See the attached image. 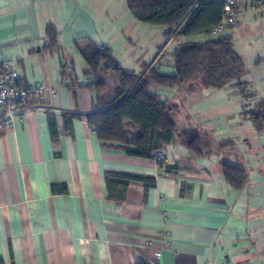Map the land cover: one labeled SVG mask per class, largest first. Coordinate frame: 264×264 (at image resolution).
<instances>
[{"label": "crops", "instance_id": "crops-1", "mask_svg": "<svg viewBox=\"0 0 264 264\" xmlns=\"http://www.w3.org/2000/svg\"><path fill=\"white\" fill-rule=\"evenodd\" d=\"M118 3L0 0V62L13 65L21 86L47 87L43 94L32 93L19 116L5 119L0 110V258L5 264H136L141 259L150 264H264V129H257L247 113L264 102V5L246 4L243 21L223 32L232 36L245 61L242 83L253 95L251 106L243 108L236 83L194 91L185 85V103L165 98L187 105L183 123L175 116L181 129L213 138L211 150L200 156L180 140L167 145L165 164L174 167L166 168L155 158L104 143L84 117L74 118L71 129L65 125L67 112L100 110L120 93L113 73L103 66L104 88L86 74L81 42L100 38L114 54L107 42L120 40L127 23L138 36L147 33L160 43L161 26L139 21L128 6L120 14L114 10ZM49 25L57 32L54 45ZM212 116L223 122L203 121ZM223 145L233 154L231 161L212 160L214 149ZM223 162L247 171L242 188L227 181ZM109 172L156 181L131 182L124 199H118L109 195Z\"/></svg>", "mask_w": 264, "mask_h": 264}, {"label": "trees", "instance_id": "trees-1", "mask_svg": "<svg viewBox=\"0 0 264 264\" xmlns=\"http://www.w3.org/2000/svg\"><path fill=\"white\" fill-rule=\"evenodd\" d=\"M128 9L139 21L152 26H165L167 40L180 36L208 35L201 41H186L172 51L175 69L165 73L153 65L143 74L130 72L122 67L113 56L111 48L92 39L79 45L87 62V75L96 77L98 88L105 82L99 77L103 66L113 73L120 93L113 101L100 110L81 113L67 112L65 125L71 129L74 118H86L104 143L118 144L129 155L155 158L159 151L177 140L185 144L196 155H205L213 146V138L208 133L200 134L193 129H181L176 114L181 105L170 99H161L160 89L189 86L224 87L236 83L242 90L245 104L251 105L253 95L242 83L245 61L235 50L230 34H214L213 28L221 21L223 3L219 0H126ZM51 45L56 41L57 32L52 25L47 29ZM66 73V72H65ZM156 87L155 92L151 87ZM76 99V92L72 90ZM245 106V105H244ZM249 107H245L248 109ZM249 118L259 130L264 129V102L247 111ZM55 117L49 115V124L55 137ZM160 167L164 161H157ZM222 171L227 181L237 189L242 188L248 173L239 165L222 163ZM109 195L124 199L131 182L155 183L154 176L128 172L107 174ZM0 264H5L0 258ZM136 264H150L141 259Z\"/></svg>", "mask_w": 264, "mask_h": 264}, {"label": "rangeland", "instance_id": "rangeland-1", "mask_svg": "<svg viewBox=\"0 0 264 264\" xmlns=\"http://www.w3.org/2000/svg\"><path fill=\"white\" fill-rule=\"evenodd\" d=\"M115 2H119L117 5V8L115 6V11H118L121 14V9L120 8H125V11H127V3L126 0H115ZM126 14V13H125ZM234 28V27H232ZM162 33H161V39L160 43L159 40L156 39L154 40L153 38H150L148 34L146 33V36L141 37L138 36L137 33V28L136 27H131V24L125 23V34H123V37L120 40L113 39L109 45L114 46V56L119 57V59H122L127 63L128 68L131 67L130 69H135L133 72L137 74H143L146 70H148L149 67L156 65L158 66L159 70L165 73H172L175 69L174 66V57L172 54V51L175 49V47L183 42H186L187 40L189 41H200L205 39L206 37H199V36H180L176 38H170L167 40L164 31L166 30L165 26H161ZM229 29V28H228ZM99 40L95 39L96 42L102 43V40L98 38ZM82 41V40H81ZM83 44V42H81ZM115 57V58H116ZM82 58V57H81ZM79 71V70H78ZM157 88L156 87H151V91L155 92ZM185 87H174L172 89H160L159 94L161 99L165 98H170V99H175L177 98L178 100L184 101L183 97L185 94ZM241 94L242 93V90ZM245 91H250L245 90ZM210 97V96H209ZM208 97V98H209ZM244 98V97H243ZM250 103L253 101V98L249 99ZM245 101V98H244ZM246 102V101H245ZM243 105V108L249 107V104ZM180 111L176 114V118L179 121V123H183L185 120V112L186 108H183L187 105L182 106L181 103ZM201 102L200 105L201 106ZM251 106V105H250ZM189 107V106H188ZM196 115H199L200 120H202L203 115L201 113H195ZM216 117V116H214ZM213 116L209 120H203L207 121L208 124H215L218 125L222 123L223 121L215 120ZM196 119H194L193 123H195ZM227 145H223L221 147L217 146L214 149V152L212 154V160H227L231 161L230 158L232 157L233 154L231 155V152L226 149ZM226 150V151H225ZM224 151V152H222Z\"/></svg>", "mask_w": 264, "mask_h": 264}, {"label": "built area", "instance_id": "built-area-1", "mask_svg": "<svg viewBox=\"0 0 264 264\" xmlns=\"http://www.w3.org/2000/svg\"><path fill=\"white\" fill-rule=\"evenodd\" d=\"M223 3L221 21L213 28L214 34L223 33L227 28L237 26L243 21L245 5L263 6L264 0H219ZM47 87L44 83H37L32 87H23L19 84L18 71L9 61L0 62V110L5 119H11L23 114L28 109V101L32 93L43 94ZM156 161L166 160L162 151L155 155ZM161 256L160 250L156 251Z\"/></svg>", "mask_w": 264, "mask_h": 264}]
</instances>
